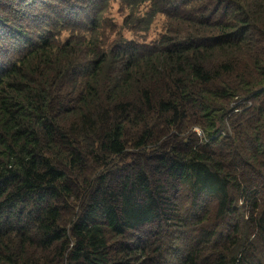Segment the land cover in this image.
Returning <instances> with one entry per match:
<instances>
[{"label":"trees","instance_id":"1","mask_svg":"<svg viewBox=\"0 0 264 264\" xmlns=\"http://www.w3.org/2000/svg\"><path fill=\"white\" fill-rule=\"evenodd\" d=\"M108 1L0 0V264H264V0Z\"/></svg>","mask_w":264,"mask_h":264},{"label":"rangeland","instance_id":"2","mask_svg":"<svg viewBox=\"0 0 264 264\" xmlns=\"http://www.w3.org/2000/svg\"><path fill=\"white\" fill-rule=\"evenodd\" d=\"M95 2L96 1H94L93 4ZM107 5L108 7L104 10L103 14V27L99 30L102 42L106 43L107 46H110L118 39H123L125 42L131 41L138 43L139 45L150 46L152 44H157L161 38L174 27L169 23L170 18L167 17L165 13L154 12L148 22V28L145 30V22H137L135 17L126 19L129 10L126 8L127 4L124 0H109ZM147 5L148 4L145 3L140 7L139 14L141 16H144L145 13L150 10ZM24 7L27 6L18 7V10L21 12L27 11ZM36 7L40 8L38 5ZM90 7L91 6L80 9L78 12L72 11V14H74V17L78 21L85 19L90 21L92 17ZM38 32L39 30L36 32V36L38 35ZM24 33L25 36L31 38L29 37L31 34L28 36V33ZM67 37L68 34L66 32L62 33L60 36V44L64 43L67 40ZM196 130L199 132L198 128H196Z\"/></svg>","mask_w":264,"mask_h":264}]
</instances>
